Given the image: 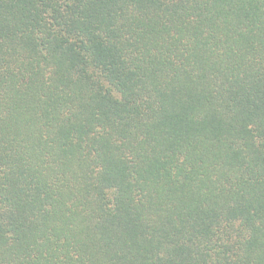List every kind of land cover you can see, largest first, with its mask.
<instances>
[{
	"label": "trees",
	"instance_id": "16d2710c",
	"mask_svg": "<svg viewBox=\"0 0 264 264\" xmlns=\"http://www.w3.org/2000/svg\"><path fill=\"white\" fill-rule=\"evenodd\" d=\"M0 264H264V0H0Z\"/></svg>",
	"mask_w": 264,
	"mask_h": 264
}]
</instances>
